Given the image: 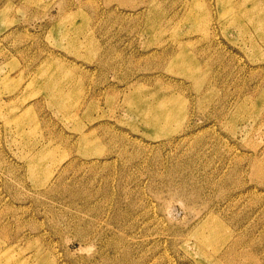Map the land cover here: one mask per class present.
<instances>
[{"label": "rangeland", "instance_id": "rangeland-1", "mask_svg": "<svg viewBox=\"0 0 264 264\" xmlns=\"http://www.w3.org/2000/svg\"><path fill=\"white\" fill-rule=\"evenodd\" d=\"M0 264H264V0H0Z\"/></svg>", "mask_w": 264, "mask_h": 264}]
</instances>
